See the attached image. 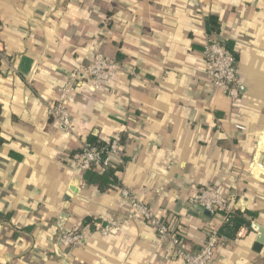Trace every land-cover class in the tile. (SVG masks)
Wrapping results in <instances>:
<instances>
[{"label": "crops", "instance_id": "0c3cea01", "mask_svg": "<svg viewBox=\"0 0 264 264\" xmlns=\"http://www.w3.org/2000/svg\"><path fill=\"white\" fill-rule=\"evenodd\" d=\"M208 35L236 58V102L207 74ZM98 52L122 72L101 87L78 79L65 131L49 108ZM115 137L108 166H121L119 182L102 190L75 171L74 155ZM204 186L250 225L227 235L225 212L193 202ZM123 187L189 250L218 229L210 264H264L251 226L264 225V0H0V264H183L171 242L154 243L146 219L99 232L103 217L130 213ZM73 229L85 237L66 247L61 234Z\"/></svg>", "mask_w": 264, "mask_h": 264}, {"label": "built area", "instance_id": "2783aa9c", "mask_svg": "<svg viewBox=\"0 0 264 264\" xmlns=\"http://www.w3.org/2000/svg\"><path fill=\"white\" fill-rule=\"evenodd\" d=\"M203 54L207 61V74L212 83L223 89L236 102L239 99V92L238 68L234 54L228 50L221 39L213 35L206 37ZM122 69L119 62L109 59L101 52L96 53L90 62H81L73 68L72 73L68 75L64 85L59 90L56 101L49 108L50 115L54 117L63 130L73 131L74 125L69 103L75 98L78 79L81 77L89 78L94 87H101L115 78L122 72ZM120 147L119 137L113 138L104 147L84 142L81 150L74 155L75 171L83 173L94 166H108L112 156L120 152ZM121 194L130 202V213L122 219L117 216L103 217L105 225L99 229L100 233L106 234L121 229L130 225L137 218L146 219L156 229L154 243L162 245L165 241L171 242L183 264H210L221 240L218 229L211 228L208 231L206 240L199 249L188 250L182 244V239L177 236V229L169 227L163 220L159 219L138 194L125 187L121 188ZM193 202L211 213L222 211L227 215V213L235 210V205L228 195L212 186L201 187L194 196ZM84 237L83 234L77 233L73 229L63 233L60 242L66 247H73L81 244Z\"/></svg>", "mask_w": 264, "mask_h": 264}, {"label": "trees", "instance_id": "16d2710c", "mask_svg": "<svg viewBox=\"0 0 264 264\" xmlns=\"http://www.w3.org/2000/svg\"><path fill=\"white\" fill-rule=\"evenodd\" d=\"M208 26L209 29L212 31L218 30V25L217 23H215L214 17L208 18ZM119 139H120V143H122L121 137ZM109 142L96 139L89 143L91 145H95L98 147H104L105 145H108ZM101 166H102L100 167L101 169H96L98 167L94 166L91 169L86 170L84 173V177L86 181H88L89 183L97 184L102 190H107L111 185L118 184L119 182L118 171L121 169V166H117V167L105 166V165H101ZM246 214L247 212L243 209H235L233 212L227 213L226 215L227 219L223 227L225 229V233L227 235L229 234L231 235L233 233H236L242 225L244 224L250 225V221L245 218ZM177 236L182 237L183 236L182 231H179L177 233Z\"/></svg>", "mask_w": 264, "mask_h": 264}, {"label": "water", "instance_id": "95a60500", "mask_svg": "<svg viewBox=\"0 0 264 264\" xmlns=\"http://www.w3.org/2000/svg\"><path fill=\"white\" fill-rule=\"evenodd\" d=\"M70 217V214L69 213H62L61 217H60V221H59V228L63 231L65 229V226H66V220ZM252 228L256 231L257 233V237H256V243H255V246H254V249L256 251H261L262 247L264 246V225H262L261 223L259 222H256V221H253L252 224H251ZM62 236V234H61ZM184 247L186 249L187 248V245L185 244ZM56 250L57 252L62 255V256H66L65 253H63V251L61 250L60 248V242H58L56 244ZM189 250V249H188Z\"/></svg>", "mask_w": 264, "mask_h": 264}]
</instances>
